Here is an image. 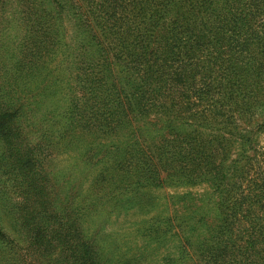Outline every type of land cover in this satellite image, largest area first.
I'll return each instance as SVG.
<instances>
[{
  "label": "trees",
  "instance_id": "1",
  "mask_svg": "<svg viewBox=\"0 0 264 264\" xmlns=\"http://www.w3.org/2000/svg\"><path fill=\"white\" fill-rule=\"evenodd\" d=\"M261 8L0 0V264H264Z\"/></svg>",
  "mask_w": 264,
  "mask_h": 264
},
{
  "label": "rangeland",
  "instance_id": "2",
  "mask_svg": "<svg viewBox=\"0 0 264 264\" xmlns=\"http://www.w3.org/2000/svg\"><path fill=\"white\" fill-rule=\"evenodd\" d=\"M261 11L262 13L259 16V18H261V20L259 21L260 23L264 22V8H261ZM247 129H246L247 131H250V132L253 131V141L251 142V146L248 150V153L250 154L255 153V155H258L257 157L258 161H261L264 158V128L260 131H257V129H255L254 131L252 127L249 126ZM205 187L206 185H195V186H190L189 188H176V187L165 188L164 187L162 189H157L152 194L153 197L158 201L155 207L151 208L149 212H144L143 214L138 213L137 210H134V209L131 210L130 215H127V217H120L117 221H115L112 224L113 229L120 230V231L122 230L124 232H128L129 230L133 231L134 229L132 228V225H131L132 223H134L138 219L141 220L142 217H144V219L147 217H150L151 215H154L155 213L164 214L165 204L166 206H168L166 200L174 198V197L178 198L185 191H190L193 194L192 197H189L187 199V202L192 203V204H198L200 206L202 204V202H200L202 194L210 192V191H206ZM175 198H174V203L176 204L179 203L180 201H178V199H175ZM213 201H215V199H213ZM178 208L179 207H176L174 209H178ZM193 209L189 210L190 212L189 215L192 218V223H193ZM188 262H189L188 264H195V262L197 263L198 262L197 256L194 255V253L192 254L191 252L189 255Z\"/></svg>",
  "mask_w": 264,
  "mask_h": 264
}]
</instances>
